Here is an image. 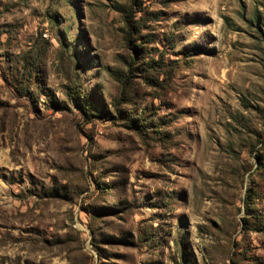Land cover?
<instances>
[{
    "label": "rangeland",
    "instance_id": "374dc122",
    "mask_svg": "<svg viewBox=\"0 0 264 264\" xmlns=\"http://www.w3.org/2000/svg\"><path fill=\"white\" fill-rule=\"evenodd\" d=\"M0 264H264V0H0Z\"/></svg>",
    "mask_w": 264,
    "mask_h": 264
},
{
    "label": "trees",
    "instance_id": "16d2710c",
    "mask_svg": "<svg viewBox=\"0 0 264 264\" xmlns=\"http://www.w3.org/2000/svg\"><path fill=\"white\" fill-rule=\"evenodd\" d=\"M122 12L124 13L125 15V22L126 24H128V26H131L132 23H134V21L132 20L133 17H132V11L130 10V8H126V9H122ZM158 63H161V62H158ZM127 81V80H126ZM126 81L123 82V85H124V90L126 89Z\"/></svg>",
    "mask_w": 264,
    "mask_h": 264
}]
</instances>
